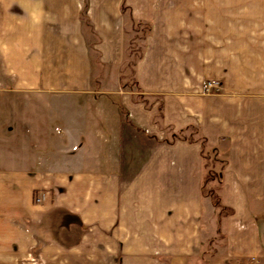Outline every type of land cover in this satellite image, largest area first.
I'll return each mask as SVG.
<instances>
[{
    "label": "crops",
    "instance_id": "crops-1",
    "mask_svg": "<svg viewBox=\"0 0 264 264\" xmlns=\"http://www.w3.org/2000/svg\"><path fill=\"white\" fill-rule=\"evenodd\" d=\"M122 2L0 0V264H192L201 137L209 264H264V0Z\"/></svg>",
    "mask_w": 264,
    "mask_h": 264
},
{
    "label": "rangeland",
    "instance_id": "rangeland-1",
    "mask_svg": "<svg viewBox=\"0 0 264 264\" xmlns=\"http://www.w3.org/2000/svg\"><path fill=\"white\" fill-rule=\"evenodd\" d=\"M124 5H127L128 1H133L135 4H139L141 2L150 1L152 3V8L150 11H153V14H158L161 11V5L166 0H122ZM126 8H124V12ZM127 10V9H126ZM131 10V9H130ZM134 10V9H133ZM142 12L144 8L138 7L135 11ZM127 20V28H128V35L132 33H137L136 37H140V32H145L146 28L143 27L142 22L136 21L134 15H138L135 13L126 14ZM139 44V43H138ZM131 47L132 50L128 53V55H135L138 56L141 48L139 45ZM132 52V53H131ZM211 89V88H210ZM219 89L218 83H215L212 86V92H215ZM192 138V135H190ZM189 136V137H190ZM201 140V138H200ZM202 156L204 158L205 166H206V173L204 175V185H203V193L204 196L210 199L213 204L212 199L216 197H220V178L218 177L219 173L222 171L223 163H224V153L220 150L214 149H207L206 145L203 147ZM214 205V204H213ZM215 206V205H214ZM216 213L210 216L207 214L205 215L206 221L204 223V238H203V254L195 259L192 264H209V261L219 258V255L222 254L223 247H224V234L222 232V223H223V216L224 213H220V208L215 206ZM218 211V212H217Z\"/></svg>",
    "mask_w": 264,
    "mask_h": 264
},
{
    "label": "trees",
    "instance_id": "trees-1",
    "mask_svg": "<svg viewBox=\"0 0 264 264\" xmlns=\"http://www.w3.org/2000/svg\"><path fill=\"white\" fill-rule=\"evenodd\" d=\"M201 144H202V148L206 145V140L204 138L201 137ZM213 201V204L217 207L220 208V213H224L225 215H227L230 211L228 208H226L225 206H223L221 204V200H220V197H216L214 199H212Z\"/></svg>",
    "mask_w": 264,
    "mask_h": 264
},
{
    "label": "built area",
    "instance_id": "built-area-1",
    "mask_svg": "<svg viewBox=\"0 0 264 264\" xmlns=\"http://www.w3.org/2000/svg\"><path fill=\"white\" fill-rule=\"evenodd\" d=\"M214 85H215V83H208L207 86H206V90H211L212 86H214Z\"/></svg>",
    "mask_w": 264,
    "mask_h": 264
}]
</instances>
